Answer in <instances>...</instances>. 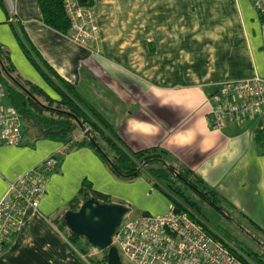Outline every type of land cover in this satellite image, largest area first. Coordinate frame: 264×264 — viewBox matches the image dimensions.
I'll return each mask as SVG.
<instances>
[{
  "label": "crops",
  "instance_id": "0c3cea01",
  "mask_svg": "<svg viewBox=\"0 0 264 264\" xmlns=\"http://www.w3.org/2000/svg\"><path fill=\"white\" fill-rule=\"evenodd\" d=\"M13 8L25 42L78 87L128 150H166L172 164L200 176L227 209L264 235V114L227 118L220 129L209 123L208 98L221 82L264 75L261 17L251 0H94L98 33L91 47L47 26L37 0H14ZM0 45L16 74L53 92L28 60L1 3ZM257 128L262 146L254 138ZM31 132L18 145H0V200L9 182L47 156L55 155L56 164L39 212H24L0 250V264H92L59 226L85 182L89 194L103 193L137 215L169 209L146 173L121 179L90 147Z\"/></svg>",
  "mask_w": 264,
  "mask_h": 264
},
{
  "label": "trees",
  "instance_id": "16d2710c",
  "mask_svg": "<svg viewBox=\"0 0 264 264\" xmlns=\"http://www.w3.org/2000/svg\"><path fill=\"white\" fill-rule=\"evenodd\" d=\"M77 1L84 7H91L94 2V0ZM37 2L43 22L60 33L68 34L71 22L65 10L64 0H37ZM0 3L4 6L8 18L9 12L4 1L0 0ZM18 20L16 17V23L9 22L14 26L28 60L43 75L48 86L56 94L55 97L51 96L41 87L16 74V69L8 53L0 45V75L4 76L6 101L18 112L22 138L24 134L37 129L36 138L49 139L71 147H90L121 179H132L144 172L149 176L152 185L166 195L175 211L194 213L200 221L202 220L204 227L211 234H214L212 231L214 229L205 222V219L197 212L190 210V208L198 209L197 204L189 195L185 194L181 186H185V189L187 187L192 193L197 194L202 200L227 215L231 210L226 208L224 199L192 170L172 164L166 150L157 146L128 150L119 139L111 122L96 107L84 99L78 87L61 77L31 45L25 42L23 39L25 36ZM80 127L86 130L80 136H76V131ZM254 138L258 145H263V135L260 128L256 129ZM53 156L56 159V156ZM87 188L88 183L85 182L69 210H77L78 204L80 202L82 204L89 197H94L102 203L110 202L107 195L97 191H92L89 194ZM175 196L179 197L180 200ZM59 226L61 230L67 229L69 242L80 253L86 255L92 264H106L107 249L100 250L102 252L101 257L88 255L93 246L86 238L79 241L78 238L82 235L68 230L63 215L59 221ZM223 237L232 244L230 248L233 251H238L246 256V258L240 257L247 264H264L260 254L245 248H238L227 236ZM10 240L3 243L2 249Z\"/></svg>",
  "mask_w": 264,
  "mask_h": 264
},
{
  "label": "built area",
  "instance_id": "2783aa9c",
  "mask_svg": "<svg viewBox=\"0 0 264 264\" xmlns=\"http://www.w3.org/2000/svg\"><path fill=\"white\" fill-rule=\"evenodd\" d=\"M3 1L9 12L8 21L16 23L14 0ZM251 1L261 17V50L264 55V0ZM64 6L71 22L66 35L80 45L89 46L98 30L93 11L77 0H64ZM3 78L0 75V145H18L22 141L21 121L17 110L7 101L3 102L6 98ZM208 103L209 123L216 129H220L227 118L243 121L264 114V75L223 81L208 98ZM55 164L54 156L49 155L8 183V192L0 200V250L3 243L17 232L27 209L39 212V200ZM212 231L214 234L194 213L175 211L171 204L160 214L123 217L112 235L111 244L129 264H247L240 257L246 256L233 251L228 240Z\"/></svg>",
  "mask_w": 264,
  "mask_h": 264
},
{
  "label": "water",
  "instance_id": "95a60500",
  "mask_svg": "<svg viewBox=\"0 0 264 264\" xmlns=\"http://www.w3.org/2000/svg\"><path fill=\"white\" fill-rule=\"evenodd\" d=\"M127 212L128 207L124 204L102 203L89 197L77 210H66L63 219L68 230L84 236L94 249H107L106 264H124L111 241Z\"/></svg>",
  "mask_w": 264,
  "mask_h": 264
},
{
  "label": "rangeland",
  "instance_id": "374dc122",
  "mask_svg": "<svg viewBox=\"0 0 264 264\" xmlns=\"http://www.w3.org/2000/svg\"><path fill=\"white\" fill-rule=\"evenodd\" d=\"M98 29V28H97ZM98 33V30H97ZM95 40V39H94ZM91 47V46H90ZM93 50V49H92ZM96 50V49H94ZM54 92V91H53ZM50 93L52 96H56L55 92ZM91 99V98H90ZM89 99V100H90ZM93 101V100H90ZM3 102H6V98L3 99ZM46 103V102H45ZM94 105L95 103L92 102ZM86 129L80 127L79 130L76 131V135L80 136L82 131ZM33 131H37L34 129ZM28 134H32V132H28ZM110 170L113 172L112 168ZM106 182V181H105ZM102 182L101 184H105ZM185 187V186H184ZM181 186L182 190L185 194L189 195L193 201L196 202L198 209H191V211L197 212L204 219L205 222L214 229L217 233L227 236L229 240H231L236 247L245 248L247 250L254 251L260 254V257L264 260V235L257 232L254 228H252L249 224H247L241 217H238L236 214L228 213L227 215L221 213L216 207L211 206L208 202L202 200L197 194L192 193L189 189ZM178 200L179 197L175 196ZM171 205V203H170ZM227 212V210H226ZM137 215L135 211L129 208L128 212L124 215V218H133ZM139 215V214H138ZM244 221V222H243ZM84 236L79 237V241H83ZM92 256L101 257L102 252L100 250L91 249ZM120 259L124 264H129L123 255L120 253Z\"/></svg>",
  "mask_w": 264,
  "mask_h": 264
},
{
  "label": "snow or ice",
  "instance_id": "6c2138e0",
  "mask_svg": "<svg viewBox=\"0 0 264 264\" xmlns=\"http://www.w3.org/2000/svg\"><path fill=\"white\" fill-rule=\"evenodd\" d=\"M0 168H2V160H0Z\"/></svg>",
  "mask_w": 264,
  "mask_h": 264
}]
</instances>
